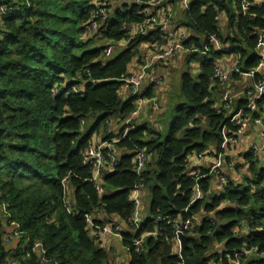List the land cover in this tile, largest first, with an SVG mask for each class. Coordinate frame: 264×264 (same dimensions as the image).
Instances as JSON below:
<instances>
[{
  "label": "trees",
  "instance_id": "16d2710c",
  "mask_svg": "<svg viewBox=\"0 0 264 264\" xmlns=\"http://www.w3.org/2000/svg\"><path fill=\"white\" fill-rule=\"evenodd\" d=\"M1 1L14 11L8 10L0 20V203L8 204L9 219L19 223L24 234L10 248L0 232V264H115L91 234L85 214L93 216L96 226L113 218L122 226L127 264H180L173 224L186 219L191 220L187 258H199L198 264H264L253 255L238 258L243 247L264 252L261 158L247 154L248 175L237 182L226 175L227 183L212 196L209 168L200 167L202 176L196 179L194 169L185 163L192 153L216 157L222 152L223 128L229 134L234 130L228 123L232 111L224 108L222 88L213 73L223 54L211 46L207 54L184 53L186 69L180 74L179 92L158 111L159 127L149 121L132 124L122 137V124L136 99L131 93L121 99L122 79L134 58L141 62L140 44L153 43L161 34L154 28L130 37V28L146 16L145 6L122 4L102 22L90 14L92 0ZM259 1L190 0L175 22L187 32L184 46L201 51L216 33L222 44L239 51L242 71L254 70L259 62L256 33L264 30V0L260 7ZM93 30L107 41L104 45L94 42ZM127 39L126 46L108 56L110 45ZM201 57L206 59L202 62ZM196 61L200 67L195 74L191 64ZM260 78L255 73L245 90ZM151 85L141 96L152 95ZM71 86L84 92L74 94ZM54 88L62 92L55 94ZM244 102L242 98L235 106ZM250 115L264 119V96ZM112 120L121 125L119 131L109 129ZM95 134L101 142L120 139L102 151L104 170L98 184L102 193L83 156ZM140 149L145 165L138 176L134 156ZM108 152L117 159L115 166ZM139 181L149 201V216L136 230L129 196ZM195 183L202 195L190 203ZM67 192L71 213L63 204ZM238 229L245 232L237 233ZM144 233L148 234L137 248L133 240ZM27 243H39L47 261H41L38 251L27 255Z\"/></svg>",
  "mask_w": 264,
  "mask_h": 264
},
{
  "label": "built area",
  "instance_id": "2783aa9c",
  "mask_svg": "<svg viewBox=\"0 0 264 264\" xmlns=\"http://www.w3.org/2000/svg\"><path fill=\"white\" fill-rule=\"evenodd\" d=\"M114 1L116 0H92L93 9L90 14L94 17V20L98 21H106L110 17V12L113 8ZM120 4L127 5H143L145 18L142 20L140 24H137L130 28L129 35L132 37L135 34L146 35L148 32L154 28H157L161 31L159 35L160 39L155 40L153 43H146L145 48L147 50L141 55V62L139 63V67L136 72L128 73V75L122 79V86L126 87L130 93L135 96V107L134 110L130 113V115L126 118V120L122 124V130L124 129V133L122 137L127 133L129 126H133L132 124H136L137 118L139 117L141 108L144 104L148 103L153 111L158 112L161 108V100L157 95H152L148 98L141 96L143 91V84L148 76H150V71L154 68L159 61L163 60L166 57H176L181 53L186 52H197L200 54H207L210 46L221 52L223 55L220 59H218L214 65L213 73L216 82L222 88V103L224 108L232 111V114L229 117L228 123L232 125L234 128L231 134L228 133L226 127L222 130L223 140L221 143V150L215 158L212 165L209 167V171L207 175H212L213 178L218 179L220 184L224 186L228 178L226 174L222 171L223 160L226 158H231L232 153L229 150L230 147L235 146L238 142L239 137L242 135L244 130L247 128L250 120L254 122L259 127V135L260 141L258 144H253L250 147V153L255 158H261L264 156V119L255 117L253 118L252 114L257 109V102L264 96V30L256 33L257 35V44H256V53L259 56L258 66L254 70H250L248 72L242 71L238 66V60L240 58L239 51L229 45H224L221 43L219 37L216 33H213L209 36L207 40V47L203 50H199L196 48H188L185 47L183 42L187 39V32L184 27L177 26L174 28V12L170 7V0H118ZM181 7L182 10H186L189 6L190 0H174ZM262 1L260 0L257 4L258 7L262 5ZM11 6L4 3V1L0 2V20L4 14L10 11H14L10 9ZM9 11V12H10ZM220 15H217L218 20ZM175 29V30H173ZM219 31V30H218ZM127 41H119L117 43H113L109 46L108 52L115 51V49H120L126 46ZM234 56V62L230 64L229 67L224 66L222 64L223 58L226 56ZM137 59V58H136ZM255 73L260 74L261 78L253 84L252 87L243 91V98L245 102L242 106L236 107V96L230 91L227 85V81L230 78V75H237L240 77L253 78ZM161 80H155V83H159ZM121 86V87H122ZM120 90V88H119ZM70 91L74 94L82 95L84 92L82 88L77 86H71ZM53 92L55 94L62 92L59 88H54ZM119 92V91H118ZM66 93V92H65ZM119 138L113 139L111 142L104 141L98 142L97 144L93 143L89 146V148L84 152V163L90 165L92 167V178L91 180L96 185V188L100 193H102V189L98 186L99 180L101 178V174L104 170V156L103 149H111L112 145L119 142ZM205 154H196L192 153L187 156L185 159L186 167L189 166L190 169H194V175L197 178L202 175L199 174V169L197 165L192 164L193 158L201 159ZM109 157L110 163L112 166L117 164V159L112 156L109 152L107 153ZM135 166L134 171L136 175L140 176L141 172L145 165V153L143 149L138 150L134 156ZM199 174V175H198ZM143 185L142 182L139 181L134 185L130 192V200L132 201L133 210L131 213V223L135 227L136 230L140 229L141 221L143 220V214L141 210L142 200H143ZM202 195L200 186L195 183L193 186L190 203H193L197 199H199ZM1 197V193H0ZM64 208L67 212L71 213L73 211V205L71 200V195L67 192L63 197ZM184 212L187 213V208L184 209ZM10 213L8 211V204L5 202L0 203V232L2 233V238L6 244H9L12 240L20 239L24 232L20 229V224L16 221L10 220ZM85 222L87 224L88 229L91 234L94 235L98 241H101L102 238L107 236H114L121 240L122 238V226L113 218V221L103 222L101 226H96L93 222V216L91 214L84 215ZM191 225V220L186 219L185 221L179 223H174V242L176 246V253L180 258V264H183V259L180 255V236L186 235V230ZM156 234L157 232H153ZM148 233H144L140 238L134 239L133 244L139 248L141 246V242L143 237H145ZM26 254L28 255L30 252H39V257L41 261H47L45 257V252L41 248L39 243H34L30 245L29 243L25 246ZM239 255H243L246 257L253 255L256 259L261 258L264 260V252H259L257 248L247 249L243 247ZM226 257H229L228 253H225ZM237 257V253L234 254ZM235 264H239L235 262ZM240 264H242L240 262ZM253 264H258L254 262Z\"/></svg>",
  "mask_w": 264,
  "mask_h": 264
},
{
  "label": "crops",
  "instance_id": "0c3cea01",
  "mask_svg": "<svg viewBox=\"0 0 264 264\" xmlns=\"http://www.w3.org/2000/svg\"><path fill=\"white\" fill-rule=\"evenodd\" d=\"M170 7L173 9V12L175 14V11H177V14L174 16V28L177 27L175 22L178 24L179 16L180 13L183 11L181 7L177 4L176 1L170 0ZM120 2L118 0L114 1L113 8L120 6ZM224 18L222 14L220 15L219 22L221 25H224ZM175 30V29H173ZM185 54L181 53L180 55L176 57H166L163 60L159 61L158 64L151 69L150 71V76H148L143 84V91L147 87H149L151 84L152 86V95L155 94V92L160 91L161 93L164 94V91L167 90V88L164 86L165 85V78L167 75L166 68L170 64H174L175 60H179L183 62V68L181 66V70L179 74L184 71L185 67V61H184ZM234 62V56H226L223 58L222 64L224 66L229 67L231 63ZM139 61H137L136 58L133 59V61L130 63V66L128 67V73H133L136 72L138 67H139ZM200 63V62H199ZM199 63L197 64L198 67H195L194 72H196L199 69ZM132 65V67H131ZM186 69V67H185ZM191 70L193 71L192 67ZM166 71V72H165ZM157 79L161 80V87L155 83V80ZM180 79V77H179ZM251 83L250 78L246 77H236L235 75H230L229 80L227 81L228 88L230 91L236 96V101H239L243 98V91H245L246 85H249ZM179 86H180V81H179ZM121 90L119 91L121 99H125L129 96L130 91L122 86L120 88ZM142 91V92H143ZM173 93H178V90H174ZM122 94V95H121ZM157 93L158 96H160L161 100V110L162 108L164 109L166 105V99L164 98V95ZM151 95V96H152ZM148 98V97H146ZM159 114V112H155L152 110L150 105L148 103L144 104L141 108L139 117L137 118V122L139 124H142L145 121H149L152 123L155 127H159V124L157 120H155L156 116ZM264 118V115H263ZM117 120H112L110 122L111 130H120L121 125L116 124ZM113 125V126H112ZM101 135V134H100ZM102 141L97 134L94 135V143L97 144L98 142ZM260 141V135H259V127L250 120L248 123L247 128L244 130L242 136L239 137L238 142L235 146H232L229 148V150L232 153L231 158H227L226 160L223 161V166H222V171L233 181H241L243 176L248 175L249 171L247 168V161H246V155L250 153V147L253 144H258ZM214 149H212L213 151ZM215 156H212L210 154H205L201 159L198 158H193L192 159V164L197 165L198 167L202 168H209L212 163L214 162ZM261 163L264 162V159L261 157L259 160ZM230 162V163H228ZM211 187L210 191L211 194H218L220 190L222 189V184L218 181L216 178H212L211 180ZM145 205V204H144ZM143 208V218L149 216V210ZM239 231L245 232L243 230L238 229L236 232L238 233ZM101 246L106 249L108 252V255L110 259L115 263V264H127L129 260V255L127 251L124 249L121 240L114 237V236H107L101 239ZM18 241L14 240L12 243H9V247L14 248ZM221 246H217V248H220ZM254 258L252 257H249Z\"/></svg>",
  "mask_w": 264,
  "mask_h": 264
},
{
  "label": "rangeland",
  "instance_id": "374dc122",
  "mask_svg": "<svg viewBox=\"0 0 264 264\" xmlns=\"http://www.w3.org/2000/svg\"><path fill=\"white\" fill-rule=\"evenodd\" d=\"M177 14V11H175V15ZM91 35H94V42H96V43H98V44H100V45H104L105 44V42H107V41H105L102 37H101V35H100V32L98 31V30H93V31H91ZM135 35H137V34H135ZM134 36V35H133ZM127 44V43H126ZM145 44L146 43H144V44H140V46H139V48H138V50L140 51V57H141V55H143V53L147 50V48H145ZM117 49H115V51H116ZM115 51H112V52H109V54H108V56H111V54L112 53H114ZM206 58L205 57H201L200 58V60L203 62L204 60H205ZM199 63V61H196V62H193L192 64H191V67H192V69L194 70L195 69V67H198V64ZM183 62H181V61H179V60H175V62H174V64H170V65H168V67L166 68V71H167V75H166V78H165V87L167 88V90L166 91H164V94H162L160 91H161V89H160V91H157V92H155V95H157V93H158V95L159 94H162V95H164V98L167 100L168 98H170L172 95H173V91L174 90H178V92H179V77H180V74H179V72H180V70H181V66H182V68H183ZM199 65H200V63H199ZM130 66V65H129ZM131 67H132V65H131ZM185 67H186V64H185ZM185 67H184V69H185ZM165 71V72H166ZM196 73H198V71H196L195 72V74ZM156 84H158L160 87H161V81L159 82V83H156ZM121 88V87H120ZM121 90V89H120ZM119 90V91H120ZM118 94H119V92H118ZM122 95V94H121ZM157 95V96H158ZM119 96H120V94H119ZM122 98V97H121ZM158 98H160V96H158ZM157 113V112H156ZM160 113V112H159ZM158 116H159V114L156 116V118H155V120H157V118H158ZM113 126V125H112ZM94 143V136H93V141H92V144ZM213 194H211V196H212ZM210 200V198L209 197H207V201H209ZM148 203H149V201H148V198L146 197V198H144L143 197V200H142V205H141V210L143 211V208H145V209H148ZM145 204V205H144ZM145 209H144V211H145ZM142 214H143V212H142ZM144 217V216H143Z\"/></svg>",
  "mask_w": 264,
  "mask_h": 264
},
{
  "label": "water",
  "instance_id": "95a60500",
  "mask_svg": "<svg viewBox=\"0 0 264 264\" xmlns=\"http://www.w3.org/2000/svg\"><path fill=\"white\" fill-rule=\"evenodd\" d=\"M187 239H188L187 235L180 236V247H181L180 255L183 259V264H198L200 262L199 258L189 259L185 256V247H186Z\"/></svg>",
  "mask_w": 264,
  "mask_h": 264
},
{
  "label": "bare ground",
  "instance_id": "6f19581e",
  "mask_svg": "<svg viewBox=\"0 0 264 264\" xmlns=\"http://www.w3.org/2000/svg\"><path fill=\"white\" fill-rule=\"evenodd\" d=\"M219 85V84H218ZM243 134V133H242ZM242 136V135H241ZM99 226H101V225H99Z\"/></svg>",
  "mask_w": 264,
  "mask_h": 264
}]
</instances>
